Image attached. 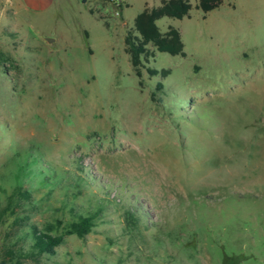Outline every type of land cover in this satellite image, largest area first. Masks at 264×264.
Segmentation results:
<instances>
[{
    "label": "rangeland",
    "instance_id": "rangeland-1",
    "mask_svg": "<svg viewBox=\"0 0 264 264\" xmlns=\"http://www.w3.org/2000/svg\"><path fill=\"white\" fill-rule=\"evenodd\" d=\"M188 1L156 21L185 56L147 39L137 77L125 36L161 0H0V209L21 185L39 227L95 214L25 264H264V0Z\"/></svg>",
    "mask_w": 264,
    "mask_h": 264
},
{
    "label": "trees",
    "instance_id": "trees-1",
    "mask_svg": "<svg viewBox=\"0 0 264 264\" xmlns=\"http://www.w3.org/2000/svg\"><path fill=\"white\" fill-rule=\"evenodd\" d=\"M221 1L199 0L198 8L206 13ZM190 9L188 0H161L158 6L145 8L136 15L133 28L125 36V44L132 70L137 77L141 76L142 60L147 62L152 56V52L146 47L147 39L152 40L160 52L185 56L180 33L170 28L165 34H161L156 21L163 16L181 19L189 15ZM147 72L151 76L159 74L166 77L170 69L148 67ZM157 88H162L161 82L157 83ZM30 198L26 189L16 185L7 195L5 206L0 209V264L39 261L42 256L54 254L55 248L64 242L67 235L83 238L95 225L94 213H72L67 220L56 219L39 227L30 221V216L24 211L25 201Z\"/></svg>",
    "mask_w": 264,
    "mask_h": 264
},
{
    "label": "crops",
    "instance_id": "crops-1",
    "mask_svg": "<svg viewBox=\"0 0 264 264\" xmlns=\"http://www.w3.org/2000/svg\"><path fill=\"white\" fill-rule=\"evenodd\" d=\"M28 10L38 11L48 9L53 5V0H19Z\"/></svg>",
    "mask_w": 264,
    "mask_h": 264
},
{
    "label": "built area",
    "instance_id": "built-area-1",
    "mask_svg": "<svg viewBox=\"0 0 264 264\" xmlns=\"http://www.w3.org/2000/svg\"><path fill=\"white\" fill-rule=\"evenodd\" d=\"M117 6H120V3L117 1Z\"/></svg>",
    "mask_w": 264,
    "mask_h": 264
}]
</instances>
